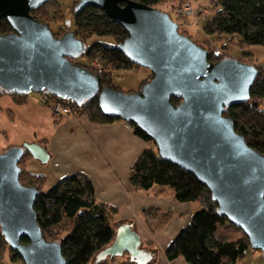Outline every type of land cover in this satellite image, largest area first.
I'll return each instance as SVG.
<instances>
[{
    "label": "water",
    "instance_id": "water-1",
    "mask_svg": "<svg viewBox=\"0 0 264 264\" xmlns=\"http://www.w3.org/2000/svg\"><path fill=\"white\" fill-rule=\"evenodd\" d=\"M49 1L0 0V20L12 28L0 34V91L50 94L77 105L98 98L105 114L140 127L162 159L205 184L217 212L264 256V153L250 146L224 115L232 105L249 101L259 68L233 57L211 62L209 51L182 34L159 8L137 0H79L76 11L99 7L125 29L128 35L118 50L152 73L138 92L101 87L95 73L74 61L86 53V41L73 31L57 38L32 15ZM173 97L181 102L175 105ZM26 152L41 163L50 159L37 142L0 153V232L25 264H67L61 243L43 236L35 211L39 189L20 180L19 162ZM124 254L135 264L154 261L133 223L117 227L114 241L96 262Z\"/></svg>",
    "mask_w": 264,
    "mask_h": 264
},
{
    "label": "trees",
    "instance_id": "trees-1",
    "mask_svg": "<svg viewBox=\"0 0 264 264\" xmlns=\"http://www.w3.org/2000/svg\"><path fill=\"white\" fill-rule=\"evenodd\" d=\"M137 1L156 7L165 0ZM47 3L55 4L54 9L58 14L60 13L61 7L57 0ZM216 4L215 10L218 7L219 10L205 26L209 34H237L240 36L238 45L241 47L251 44L264 45V0H217ZM40 8L41 6L32 10L31 13L36 19L42 21L35 15V12ZM47 14L49 13L46 12L45 15ZM74 17L77 28L74 33L78 38L85 40L87 37L97 34L113 36L117 41L115 46L94 43L87 47V56H98L104 65H108L112 70L134 66L117 48V45L127 37V31L104 10L96 6H88L78 12L74 8ZM55 18L58 19V16ZM10 30L9 22L2 18L0 34ZM217 57H214L213 51H209L211 62L216 63L224 58ZM99 72L106 73L105 68L99 69L97 74ZM97 76L101 87H114L109 80L104 83L101 75ZM146 81L147 79L143 83ZM0 93L2 92L0 91ZM15 95L20 98L29 96ZM171 101L177 105L181 99L173 97ZM74 104L84 111L94 124H109L118 120L100 109L98 98L83 105ZM224 115L234 121L236 130L245 136L246 142L250 146L264 153V72L262 69H260L251 89L249 101L232 105ZM127 124L136 136L150 144L143 150L131 169V186L147 191L155 186L170 189L177 201H198L202 206L194 214L190 224L180 231L168 246L166 250L168 260L172 261L183 257L187 264H237L251 248L248 237L244 234L239 239L232 240L218 235L219 226L229 221L217 212L218 204L213 201L212 193L207 186L190 172L162 159L154 140L135 124L128 122ZM26 154L30 153L26 152ZM19 165L21 167L20 162ZM24 172L29 174L26 169L21 167V182L25 185L35 186L40 191L36 199L35 211L45 239L48 240L47 237L52 230L60 228L63 223L68 224L64 236L60 240H54L61 243L67 264H89L101 250L114 241L117 226L110 215L117 212V208L97 200L95 185L89 177L83 174H73L61 178L51 188L44 191L42 185L46 182L45 176L29 174L30 180L33 179L37 185L33 182L29 184L22 178ZM23 241L28 242V239L24 237ZM5 248L12 251L14 260L20 257L19 253L8 245L0 232V252H3ZM102 262L100 263L104 264ZM121 264L135 263L129 261ZM149 264L158 263L154 258V261Z\"/></svg>",
    "mask_w": 264,
    "mask_h": 264
},
{
    "label": "rangeland",
    "instance_id": "rangeland-1",
    "mask_svg": "<svg viewBox=\"0 0 264 264\" xmlns=\"http://www.w3.org/2000/svg\"><path fill=\"white\" fill-rule=\"evenodd\" d=\"M78 1L79 0H57L61 7L59 14L57 10L54 9L55 4L46 3L35 12V15L43 21L39 20L40 22L49 25L57 38L62 37L69 31L76 33L77 28L74 8H76ZM216 2L217 0H165L159 3L156 8L169 13L171 18L179 24V31L182 34L189 36L194 42L208 51H213L215 58H218L217 56L221 58L233 57L242 62L256 64L259 70L262 69L264 72V45L251 44L241 47L238 45L240 36L237 34L218 35L209 34L206 31V24L215 16L216 11L219 10V7L215 10L217 6ZM46 12L49 14L45 15ZM55 16H58V19H56ZM84 41H86L87 47H90L94 43H102L108 46H115L117 44L116 39L110 35L95 34L87 37ZM76 60V63L85 66L96 75H101L104 83H107V80H109L114 88L120 89L126 93L138 92L144 84V80H148L152 75L150 69L136 65L131 68L112 70L108 65H104V62L98 56L89 57L86 53ZM102 68H105L106 73L99 72L100 74H97L98 70ZM59 99V97L44 93L31 92L26 98H20L15 94L9 95L0 93V153L12 146H22L27 142H34L50 133V127L47 125H50L55 119H60L65 116H85L89 119L88 115L84 113V111H81L75 104L73 105L75 102L70 100H68V102L72 106H70L71 113L55 116L53 107L54 104L59 102ZM40 107L48 113L42 111ZM149 145L150 144L146 143V147ZM153 146L155 145L153 144ZM20 164L21 167L26 169L32 176L39 175L40 172L46 173L50 171L49 165L38 162V160H35L30 154H25ZM29 174L24 172L22 174L23 180L29 184H32V182L36 184L33 179L30 180ZM51 180L49 179V181H47L46 178V182L42 185L44 191L57 183V181ZM152 189L156 195L161 194L171 198L173 197L170 189L160 188L158 186ZM196 202L200 204V202ZM115 224L117 226L119 222ZM122 224L124 223H120V225ZM221 227L224 234L223 236H225H222L223 238L235 240L244 236L240 228L229 222H225ZM67 228L68 224L63 223L60 228H56L49 232V237H47L48 241L60 240L66 233ZM123 261L129 262L128 254L115 258H108L102 263L121 264ZM261 261L264 262L262 252L251 247L247 251L246 256L238 264H259ZM0 264H25V262L21 257H17L16 260H14L12 258V251L9 248H5L3 252H0ZM89 264H98L96 262V257L93 258Z\"/></svg>",
    "mask_w": 264,
    "mask_h": 264
},
{
    "label": "crops",
    "instance_id": "crops-1",
    "mask_svg": "<svg viewBox=\"0 0 264 264\" xmlns=\"http://www.w3.org/2000/svg\"><path fill=\"white\" fill-rule=\"evenodd\" d=\"M47 126L50 133L34 141L50 154L42 163L49 165L50 171L39 175L57 182L73 174L86 175L95 185L97 200L117 208L110 215L113 222H132L141 236L142 248L154 253L156 263L187 264L183 257L168 260L166 250L202 206L131 186V169L146 143L125 121L94 124L85 116H65ZM217 234L224 235L221 225Z\"/></svg>",
    "mask_w": 264,
    "mask_h": 264
},
{
    "label": "built area",
    "instance_id": "built-area-1",
    "mask_svg": "<svg viewBox=\"0 0 264 264\" xmlns=\"http://www.w3.org/2000/svg\"><path fill=\"white\" fill-rule=\"evenodd\" d=\"M58 101L59 102L54 104V107H53L55 116H62V115L71 113V110H70L71 105L69 104L67 99L60 98Z\"/></svg>",
    "mask_w": 264,
    "mask_h": 264
},
{
    "label": "flooded vegetation",
    "instance_id": "flooded-vegetation-1",
    "mask_svg": "<svg viewBox=\"0 0 264 264\" xmlns=\"http://www.w3.org/2000/svg\"><path fill=\"white\" fill-rule=\"evenodd\" d=\"M11 30H12V28H11ZM74 61H77V60H74Z\"/></svg>",
    "mask_w": 264,
    "mask_h": 264
}]
</instances>
